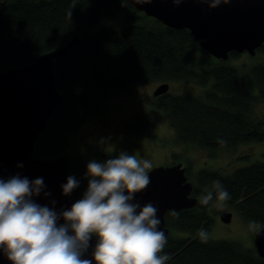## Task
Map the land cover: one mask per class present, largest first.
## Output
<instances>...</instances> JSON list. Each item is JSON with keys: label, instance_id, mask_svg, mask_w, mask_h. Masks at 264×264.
<instances>
[{"label": "trees", "instance_id": "obj_1", "mask_svg": "<svg viewBox=\"0 0 264 264\" xmlns=\"http://www.w3.org/2000/svg\"><path fill=\"white\" fill-rule=\"evenodd\" d=\"M123 9L127 10L126 25L108 24L90 31L102 16ZM75 35L80 36L77 44L54 60L55 86L62 99L36 139L35 157L69 155L70 135L101 115L110 97L131 93L138 83L173 79L201 86L213 79L205 99L194 94L155 96L177 141L212 153L264 140V118L249 116L254 102L264 100V62L242 73L227 60L215 59L188 28L167 26L129 0H0V70L35 61ZM239 54L232 51L230 57ZM126 125L133 134L154 133L152 118L143 112L137 111ZM119 153L87 143L82 154L69 155V176L79 181L70 198L86 191L89 161L103 162ZM233 170L224 174L203 168L197 173L194 194L204 191V197L192 208L166 213L168 226L190 233L166 236L160 253L168 256L166 264H264L255 246L206 235L212 223L208 210L220 190L217 181L228 193L225 201L234 205L243 220L264 226V160ZM209 194L211 199L204 203Z\"/></svg>", "mask_w": 264, "mask_h": 264}, {"label": "water", "instance_id": "obj_2", "mask_svg": "<svg viewBox=\"0 0 264 264\" xmlns=\"http://www.w3.org/2000/svg\"><path fill=\"white\" fill-rule=\"evenodd\" d=\"M133 6L165 25L188 28L194 39L212 56L227 60L232 51L255 54L264 44V0H230L210 7L209 0H129ZM75 35L66 44L38 55L35 61L0 70V179L19 175L33 181L43 179L44 187L32 200L60 213L71 208L82 196L64 195L62 185L69 177L70 156L62 153L54 157L33 155L36 139L58 103L62 93L55 86L54 60L76 45ZM169 82L163 81L154 88L155 96L168 93ZM150 184L135 196L143 206L152 202L157 207L160 229L169 235L165 214L171 209L195 206L197 197L191 194L194 184L182 162L159 165L149 171ZM229 222L232 212L220 214ZM61 217L58 224H63ZM96 236L84 258L92 260ZM257 254L264 257V227L254 235ZM0 264H12L0 251ZM93 264L95 261L93 260Z\"/></svg>", "mask_w": 264, "mask_h": 264}, {"label": "clouds", "instance_id": "obj_3", "mask_svg": "<svg viewBox=\"0 0 264 264\" xmlns=\"http://www.w3.org/2000/svg\"><path fill=\"white\" fill-rule=\"evenodd\" d=\"M229 2L209 0V6ZM152 167L151 161L127 152L103 162L91 160L82 198L60 213L32 200L44 187L42 178L0 179V251L12 264H166L168 256L160 253L167 237L160 229L158 209L152 202H135L136 194L151 182ZM78 186L69 176L63 194ZM216 186L218 199H227L218 181ZM210 199L211 194L203 202ZM61 217L64 223L58 224ZM93 235L97 239L90 260L84 254Z\"/></svg>", "mask_w": 264, "mask_h": 264}, {"label": "rangeland", "instance_id": "obj_4", "mask_svg": "<svg viewBox=\"0 0 264 264\" xmlns=\"http://www.w3.org/2000/svg\"><path fill=\"white\" fill-rule=\"evenodd\" d=\"M127 22V10L123 9L113 15L102 16L90 31L98 30L108 24L124 26ZM216 59V57H215ZM219 59V58H217ZM264 62V47L255 54L248 51L229 57L226 64L237 66L240 72H250L252 67ZM213 79L207 86H201L193 81L170 80L168 93L188 95L194 94L205 99V92L211 87ZM161 82L149 81L134 85L131 93L118 94L105 102V110L87 120L80 129L70 135V144L66 149L69 155L84 151L87 143L106 150H117L135 155L137 159L151 161L156 165H170L182 162L188 167L190 180L197 184V173L203 168L231 173L237 167L248 165L258 160H264V140L241 143L232 149H216L212 153L191 143L177 141L175 131L170 125L165 110L156 106L154 88ZM139 111L149 115L154 123V133L151 135L133 134L127 127V122ZM253 118H264V100L252 105L250 115ZM152 167V168H153ZM149 171V170H148ZM204 191L198 194L201 199ZM231 211L229 222L222 221L220 214ZM208 214L212 219L207 237L226 239L238 242L244 247H254V233L260 227L253 222H247L239 215L234 205L225 200H214L210 204ZM172 230L170 235H175ZM187 235L188 232H178Z\"/></svg>", "mask_w": 264, "mask_h": 264}, {"label": "flooded vegetation", "instance_id": "obj_5", "mask_svg": "<svg viewBox=\"0 0 264 264\" xmlns=\"http://www.w3.org/2000/svg\"><path fill=\"white\" fill-rule=\"evenodd\" d=\"M156 88V87H155ZM173 163H177V162H173ZM172 163V164H173ZM186 173L188 174V167L186 166ZM188 176H189V174H188ZM189 179H190V176H189ZM192 183H193V181H192ZM194 184V183H193ZM195 185V184H194ZM191 194L193 195V196H195L196 195V197H197V199H199V197H198V194H194V187H193V190H192V192H191ZM197 202H198V200H197ZM189 208H192V207H189ZM181 209H183V208H181ZM181 209H178V210H181ZM171 210H175V209H171ZM178 210H175V211H178ZM170 210H168L166 213H168ZM166 215V214H165ZM164 215V216H165ZM165 218H166V216H165ZM262 227H264V226H260L258 229H260V228H262ZM169 228H170V233H172V228L169 226ZM257 229V230H258ZM175 230V229H174ZM256 230V231H257ZM176 234L174 235V236H178V235H180V233H178V232H182V231H178V230H176ZM170 233H169V235H170ZM187 235H190V233H188ZM254 235H255V233H254ZM181 236H186V235H181ZM253 241H254V237H253ZM256 251H257V249H256Z\"/></svg>", "mask_w": 264, "mask_h": 264}]
</instances>
